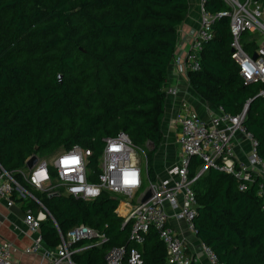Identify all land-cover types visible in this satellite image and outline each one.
I'll return each instance as SVG.
<instances>
[{
  "label": "trees",
  "instance_id": "16d2710c",
  "mask_svg": "<svg viewBox=\"0 0 264 264\" xmlns=\"http://www.w3.org/2000/svg\"><path fill=\"white\" fill-rule=\"evenodd\" d=\"M205 1L214 14L231 10L224 0ZM189 9V0H0V170L11 173L51 214L41 226L49 247L60 243L55 225L63 233L86 225L108 237L75 252L77 264H103L111 248L131 245L130 224L116 211L120 197L104 191L87 201L63 188L49 195L28 184L20 171L33 154L51 160L75 144L98 150L103 138L124 132L135 147L147 149L148 174L155 181L168 69ZM251 36L242 34L250 53L256 48ZM232 42L230 17L218 16L201 51V67L188 72L189 82L206 103L231 115L248 106L244 125L264 160L262 85L243 82ZM200 166L194 158L191 178ZM51 173L56 183V172ZM262 182L257 176L241 191L233 175L210 169L193 184L196 235L225 264H264ZM14 199L34 215L41 211L31 198L14 194ZM139 249L140 264H168L154 230Z\"/></svg>",
  "mask_w": 264,
  "mask_h": 264
},
{
  "label": "built area",
  "instance_id": "2783aa9c",
  "mask_svg": "<svg viewBox=\"0 0 264 264\" xmlns=\"http://www.w3.org/2000/svg\"><path fill=\"white\" fill-rule=\"evenodd\" d=\"M224 1L231 10L214 14L205 9L206 1L200 0V25L189 44L186 59L177 60V70L188 74L189 71L200 69L201 51L204 43L213 36V24L218 16L227 15L230 17L233 36L232 58L239 66L240 76L245 84L260 83L262 87L259 95L264 97V3L260 0ZM244 32L257 37L256 48L252 53L244 47ZM254 53L256 58H253ZM166 92L175 95L177 89L170 87ZM246 114L247 106L239 115H231L222 107H217V113L208 120L192 111L179 117L180 158L168 170V177L159 183L149 177L147 156L146 169L143 171L136 160V147L124 132L103 138L98 150L75 144L62 150L51 160L38 159L31 169L26 166L20 173L33 188L49 195L58 194L59 188H63L64 194L87 201L96 199L104 191L119 196L120 203L122 197L136 200V204L122 216L124 223L130 224L131 245L111 248L103 264H140L142 253L139 247L152 230L166 248L168 264H194L186 253L184 238L169 222L165 204L169 203L177 208L176 216L184 218L195 231L193 219L196 216V196L193 184L204 172L219 169L233 175L239 181L241 191H245L257 176H261L263 182L258 195L263 199L264 210V160L257 153V139L244 125ZM238 134L250 143V155L246 163L240 161L235 154L234 138ZM194 158L201 161V166L196 176L191 178L189 169ZM51 169L56 172V183H53ZM148 189L152 191V197L148 202L141 203ZM14 194L20 198L33 199L40 205L41 211L34 215L31 210H27L23 219L27 232L33 236L30 245L20 249L12 242L0 239V264H22L16 258L18 253L40 255L37 264H77L73 258L75 252L108 242L105 234L86 225L76 226L66 233L56 225L60 243L54 248H43L45 242L41 226L47 217L52 218L51 214L11 173L1 169L0 197L6 198L7 204L11 206L15 200ZM82 241V246L74 247ZM203 252L210 264H225L210 247L203 245Z\"/></svg>",
  "mask_w": 264,
  "mask_h": 264
},
{
  "label": "crops",
  "instance_id": "0c3cea01",
  "mask_svg": "<svg viewBox=\"0 0 264 264\" xmlns=\"http://www.w3.org/2000/svg\"><path fill=\"white\" fill-rule=\"evenodd\" d=\"M190 9L186 20L178 27V43L175 55L168 69L167 87L177 89V94H168L165 101V112L162 121L163 141L153 157V167L156 182H162L168 177V170L178 163L180 158V125L177 122L179 117L187 112H196L203 119L208 120L217 113V107L206 103L194 90L189 82L188 74L179 73L176 67L178 59H186L190 42L196 34L200 25V0H189ZM256 41L257 37L251 34ZM255 48H253L254 50ZM236 157L245 163L250 155V143L241 134L234 138ZM199 171V170H197ZM198 173V172H197ZM7 199L0 197V239H5L22 249L32 242V235L27 232L23 219L26 209L22 201L14 200L9 206ZM136 204L135 199L122 197L117 213L122 217ZM165 210L169 215V222L173 228L184 238L186 253L193 260L194 264H210L203 252V243L198 239L184 218L176 216L178 209L165 204ZM49 247L46 243L43 248ZM16 258L22 264H37L40 255L16 254Z\"/></svg>",
  "mask_w": 264,
  "mask_h": 264
},
{
  "label": "water",
  "instance_id": "95a60500",
  "mask_svg": "<svg viewBox=\"0 0 264 264\" xmlns=\"http://www.w3.org/2000/svg\"><path fill=\"white\" fill-rule=\"evenodd\" d=\"M256 57H257V55H256V53H254L253 58H256ZM59 78H61V76H59ZM247 110H248V106H247ZM38 159H39L38 156L36 154H33L29 159H27L26 166L29 169H31L38 162ZM151 197H152V191L150 189H148L145 192V194L141 200V203L148 202L151 199ZM55 227H56V225H55Z\"/></svg>",
  "mask_w": 264,
  "mask_h": 264
},
{
  "label": "rangeland",
  "instance_id": "374dc122",
  "mask_svg": "<svg viewBox=\"0 0 264 264\" xmlns=\"http://www.w3.org/2000/svg\"><path fill=\"white\" fill-rule=\"evenodd\" d=\"M261 2L263 3V0H261ZM135 150L137 153L136 154V160L140 163V166L143 169V171H145V169H146V156L148 159V151H147V149H141V148H137V147ZM198 170H200V168ZM145 187H146V184L143 186V189Z\"/></svg>",
  "mask_w": 264,
  "mask_h": 264
}]
</instances>
